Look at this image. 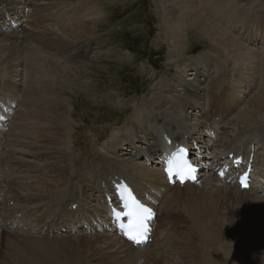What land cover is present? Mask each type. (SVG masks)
Wrapping results in <instances>:
<instances>
[{"label":"rangeland","instance_id":"1","mask_svg":"<svg viewBox=\"0 0 264 264\" xmlns=\"http://www.w3.org/2000/svg\"><path fill=\"white\" fill-rule=\"evenodd\" d=\"M35 1L36 0H26V2L23 1L22 3L21 0H0V6L2 5L0 10H5V13L8 11V14L6 13L4 15L0 11L1 27L7 28L9 26L13 29L11 21L8 20V17L10 18V10H8L7 8H13L17 10V12L20 13V16L24 20L23 27L20 31L10 33L11 31L4 30V32H0V35L4 37L1 38V44L9 47H17V49L21 51L22 56L19 57H22L23 62L26 61L25 56L31 49L42 47L43 53L51 54V56L55 57L56 55L59 56V62H61L63 66L66 65L67 67H69L67 70L68 72H65L63 74L64 69H62V76H58L56 78L57 81L55 80V82H58L63 77L60 84H58L60 86L58 87L59 89H56L53 92L57 94L61 90L65 89L61 92L62 94H65V96H62L64 97L62 98V100H64V103L67 105L69 111V118L67 119L66 123L68 125L72 124L70 132L71 135H69V144L71 140V142H74V145H72V149L73 151H75V156H80L77 161H81V158L84 157V153H89L90 157L92 156V159H97L100 154H103L102 156H104L105 158L114 159L120 164L124 163L126 165L127 163H131L135 164L137 167H146L150 170L152 168L153 171L157 168H160V160L158 163L157 161H149L145 157L144 154L147 153L145 150L148 148L146 144H133L132 147H125L122 145V141L125 140V137L133 138L136 133L141 137L142 134H140V132L143 126L147 128L146 132L150 129H153V126L151 125L153 124L152 117H150L148 121H145L147 123H143L142 126H140V124L138 125L135 116L136 114H138V112L141 113V111H144V105H154V98L160 99L163 102L164 106L171 102L175 103L176 111H179L181 109L180 112H178L177 121L178 119L179 121L181 119L182 120L181 122H177L175 119H170L169 123H177V125H180L179 129L181 128V124L186 123L189 127L188 131L190 132L191 136H193V132L197 134L195 136L196 139L199 137V135H201L200 137L202 138V140L199 139L197 141L200 142L199 144L203 145V140H205L206 145L208 144L207 146L210 149L212 147L209 146L211 141H208L209 138L207 137L205 132H203L204 129L208 126L207 123L205 124V122L202 121V118L204 115L203 113H205V110H207V98H209L210 104V96L217 93V91L213 92L216 88V85L213 83V79L215 77L219 78L221 76H219V74L221 73L218 69V63H223L227 71L226 74L228 78L226 77L227 83H225V86L226 88L228 87L227 89H229V93L223 105L224 107H227L228 114H222L223 118H221V120L225 121V123L217 119L216 122L215 120L211 121L209 123V126L210 124H212V127H214L219 134L224 130V134L228 135L229 137L240 135L239 137L230 140L231 143L229 142L227 144V148L225 149V151H223V153L229 152L231 148L233 149V151L237 150L236 144L242 142L243 140H247L246 137H248V135L251 134V131L254 130L255 132L259 133L258 138L261 142V145L263 146V149H261V153H264V118L254 123L255 125H253V127L256 128L253 129L245 128V126L240 123L241 121L239 122V120H241L244 115L246 116L248 115V113H250L248 111L252 112L251 109L253 106L251 107V102L254 100V96H258V91L263 84L261 83V72H259L258 69L261 70V68L263 67L262 61L260 62V59L264 55V41L259 38L258 40L254 38L252 41L246 42L249 37H243V34L245 30H247L249 31L250 36H262L264 31V0H233L234 7L243 9V12L246 13L248 26L245 29H242L241 27L233 25L232 35H235L241 41V43L245 45V47L247 48L245 49V52H247L248 54L256 52L260 56L259 61L257 59L254 60V65L249 60V62L241 61L240 58L238 59L236 56L234 57V55H232L234 58H231V55L227 53L224 48H217L216 44H212L208 38L203 37L199 32L193 30L192 27H189L191 22H189L188 24H184V26L182 27L183 29L181 31V34L184 37L181 42L183 43V47L179 52H176L174 48L175 44L173 43V40H171L172 37L170 31L172 28H176L177 24H169L165 20L166 14L163 10L164 6L162 5H168L167 3H164L165 0H53L50 2H46L48 4H53L54 7L53 9L45 13H40L38 11L39 2ZM80 1H85L90 4L92 8L94 7L97 9L95 10V12L91 11V13L94 12V14H92V17L88 15V12L86 13L87 10L81 13L76 11L77 8H75L76 4H74V2L76 3ZM183 1L185 0H182V2ZM193 1L195 3L197 0ZM6 2H8V5L12 6L14 4V6L10 7L5 4L7 5L6 8L3 5ZM14 2H16V4ZM26 5H29L30 7H26ZM169 5H171V3H169ZM90 6H88L89 9ZM168 8H170V6H168ZM192 8L195 9L197 7L192 6ZM60 10L62 11V14L64 13L63 11H65V13L63 15L59 14V12L61 13ZM18 13H14V16L11 17L14 18ZM32 13L34 15L37 13L36 15H39L44 19V21L35 28L32 27V24L29 23V21H27L28 18L26 17V14ZM181 13L182 12H178L179 15H182ZM81 18L84 22H89L91 18H96V28L94 29V34L92 36L75 40L69 37V31L67 28L66 30L62 29V32L56 30L59 28L67 27L68 25H72ZM256 18L258 19L255 20ZM42 27H46V30L40 29ZM234 27L235 30H233ZM45 34L52 35V37L50 36L51 44L48 43L45 46H40L45 44L49 40V37H46ZM55 34L59 35L68 44V46L61 45L60 47H58L56 44H54L52 42V38L54 39ZM242 38L246 43L242 40ZM21 44H23L24 46L21 47ZM205 58L210 59V66H204L205 62L202 61V59ZM46 60L49 64L53 62V60L49 58H46ZM200 62L203 63L200 64ZM187 67L188 69L186 70L185 68ZM197 67L198 69H200V74H197L196 70L191 71V68L196 69ZM3 68L4 70H6V67ZM75 68H77V71L79 70L78 73L80 76H82L81 81L78 80L77 76H74V74L70 73ZM2 70H0V73ZM2 74H0V77ZM7 74L6 77L8 79L6 78V86L3 87V89L0 91V100L9 99L6 98L8 94L7 91L16 95L15 100H18L19 97L23 98V93L26 89V80L20 78V81H18V76L13 77V75ZM67 74H69V77H67ZM251 76H255L253 78L254 80L250 81L249 79H246V77L251 78ZM231 77L238 79H240V77L242 78L240 79V83L237 85L238 88L233 89L232 86L230 88V85L232 83V80H230ZM218 82L221 83L220 78L218 79ZM222 86L217 89L220 90ZM8 87L11 88L7 89ZM166 91L167 93H165ZM188 91L194 92L195 94L193 95ZM208 91L211 92L210 96H207ZM234 92L237 93L236 97L234 95H231ZM14 94L12 96H14ZM178 98H180L182 101L184 100L185 103H191L192 105H194L195 109L188 110L187 107L184 108L186 115L188 114L190 118V115L193 116L192 119H187L185 116H182V106H185V103L183 104V102H180L181 100H179ZM193 100H196V102L198 101V108L197 106H195L196 103ZM13 101V99H9V106L6 104V102H2L6 104V106L10 107ZM148 102L150 103L146 104ZM23 107L24 105L21 106L19 102V106L16 110L15 116L12 118L9 129L6 132L3 131L4 142L2 143L3 148L0 149V154H2L0 158H4L5 164H3L2 162V165H5V167L3 169L0 167V180L3 181L2 184H0V189H2V187L4 189V191L0 190V204L4 208V214H6V216H8L9 214L17 216L19 213L22 214L23 212L24 216L20 218V222H23L24 220H26V218L28 219V215L25 214V211L26 209L30 210L31 208L38 209V216L43 217L45 221L49 219V213L47 212L48 209L46 208L48 201L40 202L29 208L18 207L20 206L19 202L21 203L23 198L26 199L27 197L34 196L32 193L26 191L27 186L31 188H39L40 186L37 185V179L36 182L31 178L38 177L44 179L47 177L45 175V171L49 170H47V168L53 167L45 165L44 163H47V160L45 159L37 160L32 156L26 155V151H29L27 150L28 148L24 146V142L26 144L31 143L29 141L30 137H26L25 135H22L23 137H20L18 135L19 126H16L17 118H19ZM141 107L142 109H140ZM210 110L211 108L209 109V111ZM159 112L161 111L157 110V114H160ZM168 112L170 114H173V110H169ZM262 114H264V112ZM180 115L182 116V118ZM208 115L209 114H207V116ZM215 117L217 116H214L213 118ZM236 117L240 119L238 120ZM252 120L255 121L256 118H253ZM133 122L134 125H131L130 123ZM197 122L200 123V125H198ZM13 125L16 126L15 131H11ZM127 127L132 128L133 130H129V128L127 129ZM167 127L173 129L170 125H167ZM32 130L33 129L31 128L28 129V131ZM123 136L125 137L123 138ZM228 136L223 135V138H228ZM146 137L147 135L142 136L141 139H146ZM31 141H33V139ZM116 141H120L118 142V149L114 148V146L112 145ZM111 145L113 147L111 151L106 149L110 148ZM136 146H140L138 148L143 149L142 158L138 157L135 154L136 150H134V147ZM24 147L25 149H23ZM127 148H129L128 151H126ZM120 149L125 150L122 153V150ZM117 150H119L120 153L117 152ZM195 154L196 155H194V157L192 158L193 160L200 161L201 159V161H204L205 163L208 158L211 159V154H209L207 157H204L205 153ZM26 159L30 163L33 162V166H38L39 168L37 170H33L30 169L29 166H27L26 168L19 169L21 164L20 162H26ZM36 160L39 162H37ZM34 162H37L38 165L36 163L34 164ZM39 170H43V172H40ZM124 172L126 174H129L127 170H124ZM47 174L52 176V180L57 181V175H54L53 177V174ZM203 174L204 176L199 177L198 183L195 185L200 189L203 188L204 184L206 183V177L208 176L206 172H204ZM130 175L131 181L134 183V187L138 189L140 181L139 178L136 176V174L134 175L133 173H130ZM215 180L220 182V180ZM82 181L83 177L74 176V179L72 178V181L70 183L69 189H65L64 192H68L69 195L75 194L76 199H79L78 193L81 191L83 186L85 187L86 185H84ZM259 181H262L263 183L259 184ZM82 183L83 186L80 189ZM257 183L259 184V186L264 187V176L261 180H258ZM23 184L27 186L22 187L21 185ZM224 186L226 187H224V189H226L224 190L226 192L224 196L225 199L217 200V204H220V209L222 212L221 217L222 220H224V227L228 226L227 215L230 213L232 215V221L244 228L245 231L251 230L252 233H255L254 235H256L257 231H259V235L263 238L257 239L254 237H247L246 239V235L240 234L239 242L237 244H233V250L231 249L232 251L230 250V252H227L226 256L225 254H221V256L219 254L216 258H218L219 256L221 259L224 258V261L227 260V264H264V242L262 241L264 240V204L262 205V207H259L256 203L248 204V202H241L239 199H236L234 197L230 198V195L227 196L232 192L230 191V188L242 192L243 196L249 194L250 191L253 192L252 189H249L250 191H241L238 189V185L234 186L231 184H224ZM10 187H13L14 191L9 190ZM170 188H168L165 196L166 194L168 195L174 193L177 189L181 190L182 192L187 190V188H181L178 186H174L171 189ZM14 192L21 194V196L15 195ZM81 197L84 206L79 204L81 208L77 211H74L73 214L72 212L68 213L69 217H67L66 219L67 221L69 220L70 224L73 223V221L70 220L74 219L75 222L82 220L83 223L87 225L86 227L90 230V232H88V229L86 230V227L84 229H82V227L81 229L84 231H80L76 234L62 233L60 235H57V237L56 235L50 236V234L49 236H47L48 233H46V235H35L32 231L36 229V224L34 228H30L29 226V228H27V232H32V238L35 236L43 237H39L43 241L41 240L38 242L45 244H47V242H45L47 239L48 244L52 240L54 244H57V240H60V238L62 240H65L66 242L68 238H72L73 240L76 239L74 241H77L80 238V241L84 243L83 240L85 238H92L94 240V238L96 239L99 236L101 237L104 235H115L116 237L114 239L117 240V244H122L124 241L121 238H118V235L114 231L113 232L115 234L112 232V230H114L112 223L108 220L107 216L101 212V208L103 206L101 207L99 203L100 194L98 193V190H84V194L81 193ZM161 197H164L163 193L160 195V197L158 196L157 199H162ZM258 197L264 200V198H262L261 196ZM164 206L165 197L160 202L161 208L159 209V212L163 211V214H165ZM190 206L191 205H187L188 208ZM232 206L233 208L231 209ZM188 208L174 206L172 209L166 212V218L170 220V225L172 227L178 224L177 218H180L182 220V223L174 228H167L168 221L165 217L160 219L158 231L160 235H162V239L166 241L167 249H164L163 244L158 241L156 243H153L150 248L149 246L143 248L151 250L152 252L159 253L161 255H166L170 257V259L174 262L182 263L183 261H185L186 258L184 256L180 257L174 247H177L180 244V240L185 239L184 241H186L193 238V236H190V234L194 235L193 232L196 228L192 227L194 225L190 223V215H192L193 213H191V209ZM229 209L230 211H228ZM10 216L11 215H9V217ZM183 216L187 218L186 222H183ZM8 221L9 220H7V222ZM188 225H190L189 228ZM255 225L257 228L255 227ZM248 226H250V230L248 229ZM105 230H110L111 232L109 233ZM171 231L176 232L175 234H178V232H185L184 235L186 237H175V234H173ZM197 233L198 232H196V234ZM6 234V231L4 232L3 236H1L2 234H0V242L2 243L0 244V264H5L7 259L6 255L8 251H6L5 245L8 239L6 238ZM197 235H194V240H196L195 238H198ZM7 236L9 235L7 234ZM3 237L5 238V241L2 240ZM203 238L204 237L201 236V239ZM201 239L199 237V239L196 240V242H198V246L202 244L199 243V241L202 242ZM221 239L222 238L220 237L216 239L219 242H205V245L208 247H213L215 246V244H217L216 246H218V244L221 242ZM3 241L5 244L3 243ZM59 242L63 241L60 240ZM82 242L77 244H81L83 247L79 245L82 247V249H78L79 251H77L79 253L76 252V255H74V260L76 259V263L90 264L91 262L93 264L94 262V264H106L99 261L97 253L91 250V245L89 246L90 248L88 247V250H86V244H83ZM208 243L212 244L209 245ZM49 245L51 246L52 244ZM97 246L99 245L97 244ZM138 248L140 247H134L133 250H136ZM81 250L85 251L81 253ZM203 250L205 251V249ZM204 251H201L200 254L204 253ZM91 252L95 254V257ZM85 253L86 256L88 254V257L85 256ZM78 255L81 256L80 258L82 259V261L80 258L79 260H77ZM83 258L85 259L84 261ZM143 258H145V260H140V264L153 263L152 261H150L152 263H148V260L146 262V257ZM216 260L220 259L218 258Z\"/></svg>","mask_w":264,"mask_h":264},{"label":"bare ground","instance_id":"2","mask_svg":"<svg viewBox=\"0 0 264 264\" xmlns=\"http://www.w3.org/2000/svg\"><path fill=\"white\" fill-rule=\"evenodd\" d=\"M36 1L39 2L38 11L40 13H45L53 9L54 7L53 4L46 3V2L53 1V0H36ZM168 2L171 3V5H169ZM14 3L16 4V2ZM164 3L168 4V5L162 4L164 6L163 10L166 14L165 20L169 24L170 23L171 24L175 23V25L177 24V27L172 28L170 31L171 37H172L171 40H173V43L175 44L174 48L176 52H179L180 49H182L183 47V43L181 42L184 37L181 34V31L183 29L182 27L184 26V24H188L189 22H191L189 27H192L193 30L199 32L203 37L208 38L212 44L213 43L214 45L216 44L217 48H224L226 52L231 55V58L233 57L232 55H234V57L236 56L238 59L240 58L241 61L249 60L253 65L255 64V61H254L255 59L259 61L260 56L256 52H252L250 54L245 52V49H247L245 45L242 44L241 41L235 35H232L233 25L242 26L244 28L248 26L247 19H246V13L243 12V9L235 8L233 4V0H197L195 3L193 0H185L183 2L182 0H167V1L165 0ZM74 4H76V7H75L77 8L76 11L81 13L87 10L86 13L88 12L89 13L88 15L91 17H92V14H94L95 10H97L94 7L92 8V6H90V4H88L85 1H80L76 3L74 2ZM88 6H90V9ZM168 6H170V8H168ZM192 6L193 7L195 6L197 8L193 9ZM0 11L2 12L3 15L5 14V10L2 9ZM91 11H94V12L91 13ZM63 12L65 13V11ZM178 12H182L181 13L182 15H179ZM36 14L34 15L32 13L28 16L29 21H30L29 23H31L32 27L34 28L39 26L44 21V19L41 18V16L36 15ZM59 14L63 15L62 11L61 13L59 12ZM84 18H85V15H84ZM257 19L258 18H256L255 20ZM95 21H96V18H91L89 22H84L83 19L81 18L77 20L75 23H73L72 25H68L67 27L59 28L56 30L62 32V29L66 30L67 28L69 31V37L71 39L79 40L82 38H88V36L90 37L94 34L93 32H94V29L96 28ZM251 22H254V21H251ZM2 28L3 27H1L0 25V30H2ZM11 29H12L11 27L9 26L7 27V30H11ZM40 29L46 30V27H42ZM50 34L49 35L45 34L46 37H49V40L45 44L40 45V46H45L48 43H50L51 37H52V35ZM2 37L3 36L0 35V46H2L0 47V70L3 69L0 73V74L3 73L0 77V91L3 89V87L6 86L5 83H6V80L8 79L6 77L7 73L10 75H13V77L18 76L19 77L18 81H20V78L21 79L23 78L26 80L25 81L26 89H25V92L23 93L24 101L20 102L21 106L24 105V107H23V110L21 111L19 118H17L16 126H19L18 135L20 137L22 135H25L26 137H30L29 141L31 143L26 144L24 141H20V142H24L25 144L24 146L28 148L27 150L29 152L26 151V155L32 156L36 158L37 160L45 159L47 160V163L44 161L45 165L53 166L52 168H47V170L49 169L48 171L44 170L45 175L47 176L46 178L44 179H41L38 177L31 178L34 181H36L37 179L38 182L37 181L36 182L38 186L40 185L39 188L37 187L31 188L24 184L21 185L22 187L27 186L26 191L32 193L34 196L32 195L33 197H27L26 199L23 198L22 202L21 203L19 202L20 206L18 207L29 208L40 202L48 201L46 208L48 209L47 212L49 213L48 214L49 218H51V216L56 217L59 211L65 213V215H69L68 213L70 212H72L73 214L74 211H70L69 207H71L73 204H78V202L74 201L75 203L74 202L68 203V205L64 204L65 202L67 203V201L70 198L74 197L73 195H69L68 192H64V190L69 189L70 183L72 181V178L74 179V176L83 177L82 182L84 183V185L86 184L85 190H90V191H94L95 189L98 190V193L100 194L99 203L101 207L103 206L101 208L102 210L101 212L105 214L106 216H107V213L105 211L106 204H105L104 194L105 192L110 190L109 181L114 179L115 177L119 176L122 179L129 182L135 189V192L139 195L146 191V193L149 196H151L150 192L152 190L150 189L155 190V192H157L159 196L162 193L165 195L168 188L170 187L167 185L168 183H166L165 176L163 175V172H162L163 165L161 166V169L157 168L153 171L152 168L150 170L149 168H146V167H140V166L137 167L135 164H131V163H127L126 165L124 163L120 164L118 163V161L114 159L105 158L104 156H102L103 154L102 155L100 154L99 157H97V159H92V156L90 157L89 153H84V157L81 158V161L80 162L77 161L80 158V156H75V151H73L72 149L73 147L72 145H74V142H71L72 141L71 140L69 144V135H71L70 132H71L72 124L68 125L66 123L67 119L69 118V113H68L69 111H68L67 105L64 103V100H62V98H64L62 96H65V94H62L61 92V91H64L65 89L61 90L57 94L53 92L56 89H59L58 87L60 86L58 84H60L63 77L58 82H55V80L57 81L56 78L58 76H62L61 74L62 69H64L63 74L65 72H68L67 70L69 67H67L66 65L63 66V64L59 62V59H58L59 56L56 55L55 57V56H51V54L43 53L42 47H36V48L31 49L29 53H27L25 56L26 61L23 62L22 57H19V56H22L21 51L17 49V47L15 46L9 47L6 45H2L1 44ZM52 42L56 44L58 47H60L61 45L68 46V44L59 35H56V34L54 35V39L52 38ZM46 58L52 59L53 62L50 61L51 62L50 64L47 63ZM261 61H262L263 67L261 66L262 67L261 70L260 69L258 70L259 72H261V83L264 84V55L261 57L260 62ZM202 63L203 62H200V64ZM3 67H6V70H4ZM185 69L187 70L188 67ZM193 70H196L197 74H200V69H198V67L196 69L191 68V71ZM78 71H77V68H75L70 73L74 74V76H77L78 80L81 81L82 76L79 75ZM67 77H69V74H67ZM254 77L255 76H251V78L246 77V79H249L250 81H252L254 80L253 79ZM220 79H221L222 85H225L224 83H227L225 76L223 77L220 76ZM240 79L242 78L240 77ZM240 79L231 77L230 80H232V83L230 82L231 83L230 88L231 86L233 87V89L238 88L237 85L240 83ZM263 84L260 90L258 91L259 92L258 96H254V100L251 102V107L253 106L251 109L252 112L248 111L250 113H248V115L246 116L244 115V117L241 120H239L240 118L236 117L239 120V122L241 121L240 123L243 126H245V128H250V129L256 128V127H253V125H255L254 123L264 118V114H262L264 112V85ZM10 88L8 87L7 89H10ZM227 88L224 87L222 90H219L215 95L212 94L210 96L211 110H210L209 115L213 114L212 118L214 116H221V118H223L222 114H224L225 111H227L224 105L222 104V100L224 99L225 93H229ZM190 93L193 95L195 94L194 92H190ZM11 94H14V93H11ZM231 95L232 96L234 95L236 97L237 93L234 92ZM12 97H6V98L13 99ZM178 99L181 100L180 98ZM193 101H195L196 103L195 106H197L198 108V101L197 102L196 100H193ZM180 102H183V104L185 103L184 100L183 101L181 100ZM149 103L150 102L146 104H149ZM142 107L140 109H142ZM144 107L145 108L143 112L141 110H139L141 111V113L136 111L138 112V114H136L135 118L137 120L138 125L140 124V126H142L143 123H147L145 121H148L149 118L152 117L153 124L151 125L153 126V129H150L149 131L146 132L147 128L145 126L141 128L140 134H142V136L147 135L146 139L145 138L141 139L142 136L140 137L136 133L133 138L130 137L131 138L130 139V138L123 136V138L125 137L124 138L125 140L123 141L120 140V141H122V145L125 147H132L133 144L135 145L136 144H146L148 148L145 150L147 152L146 154H144L145 157L149 161H157L159 163V160L161 161V157H160L161 152L159 149L162 146V135L163 133L167 132L166 131L168 130L166 128L167 125H170L173 128L171 130H176L177 128L180 127V125H177V123L171 122L172 120L170 121L171 123H169V120L175 119L177 121L178 112H180L181 109L179 111H176L175 103L173 102L168 103L166 106H164L163 102L158 98H154V105L149 104V105H144ZM185 107H187L188 110L195 109L194 105H192L191 103L190 104L185 103V106L184 105L182 106L183 108L182 116L183 117L185 116L187 119H192L193 118L192 115H190L191 118L188 116V114L186 115V112L184 111ZM157 110L161 111L159 112L160 114H157ZM169 110H173V114H170L168 112ZM253 118H256V120L253 121L252 120ZM181 120L179 121L178 119L179 122H181ZM130 124L134 125V122ZM178 124H181V123H178ZM198 125H200V123H198ZM16 126L13 125V128L11 131H15ZM129 127H127V129ZM209 127L211 131L216 132L215 128L212 127V124H210ZM29 128L33 130L28 131ZM181 128L182 129L187 128L189 130V127L186 123L181 124ZM129 130H133V129L129 128ZM153 131L154 133H152ZM192 135H193V138L195 139L194 141H196L197 144H199L200 142H198L197 140L199 139L202 140V138L200 137L201 135H199L197 139L195 138V136L197 135L195 132H193ZM174 136H175L176 141L181 142L184 140V135L175 134ZM3 138H4V133L3 131H0V149L3 148V144H2L4 142ZM32 139L33 141H31ZM208 141H211L210 138L208 139ZM118 142L117 143L115 142L114 144H112L114 148L116 149H118V145H119ZM16 143H19V142H16ZM203 145L205 147H207L208 145V144L206 145L205 140H203ZM138 147L140 146L134 147V150H136L135 154L138 157L142 158L143 149H140ZM23 149H25V147ZM128 149L129 148H127L126 151H128ZM232 151L233 149L231 148L228 153ZM112 153H115V152H112ZM209 154H210L209 151L206 150L204 157H207ZM1 155L2 154H0V156ZM194 155H196L194 152L190 153V160L199 167L204 166V165H201V164H205L204 161H201V159L200 161L192 159ZM2 162L3 164H5L3 157L0 158V167L3 169L5 165H2ZM37 162H34V164L35 163L37 164ZM20 163L21 164H20L19 169L26 168L27 166H29L30 169H33V170H37L39 168L38 166H33V162L30 163L27 159H26V162H23V163L20 162ZM124 170H127L129 174H126ZM39 171L43 172V170H39ZM46 172L53 174V177L54 175H57L58 176L57 181L52 180L53 179L52 176L48 175ZM130 173H133L134 175L136 174V176L139 178L140 181H139L138 189L134 187V183L131 181ZM203 173H200L199 176H204ZM206 178H207L206 183L204 184L202 189L196 187L195 186L196 184H191V185H186L184 187V188H187V190H185L184 192L177 189L176 191L174 190L175 191L174 193L168 194V195L166 194L165 196L164 208L166 212H168L174 206L188 208L187 205H191L189 208L191 209V213L193 214L190 215V223L194 225V226L191 225L192 227H195L197 229V230L195 229V231L193 232L194 235L196 236L198 234L197 235L198 238H195V239L198 240L199 237L200 239H201V236L204 237L203 239H201L202 242L199 241V243L200 244L202 243V244L198 246L197 245L198 242L194 240V235L190 234V236H193L191 240H186V241H184L185 239L180 240L179 242L180 244L178 243L179 245L177 244L178 246L174 247L177 250V253L180 257L184 256L186 258V260L183 261L182 263L174 262L170 259V257L166 255H161L159 253L152 252L151 250H147L146 248L144 249L143 247L133 250L134 246H132L125 240H123L124 242L122 244H117V240L114 239L116 237L115 235L114 236L104 235L101 237L99 236L96 239L94 238V240L92 238H85L83 241L86 244L85 245L87 247L86 250H88V247L91 245V250L97 253L99 261L106 263V264H140L139 263L140 260L142 259L145 260V258L143 257H146V262L148 260V263L152 261L153 263L150 262L152 264H205V263L206 264H227V260L224 261L225 259L224 258L221 259L220 256L221 254L222 255L225 254L226 256L227 252H230V250L233 247V244H237L239 242L240 234L246 235V239L247 237L248 238L254 237L257 239H260L263 237L259 235V231H257L256 235H254L255 233H252V231L250 230L251 225L248 226L249 228L247 227L250 231H245L244 228H242L237 223L232 221L233 219L230 213L227 215L228 216V226L224 227V224H223L224 220H222V217H221L222 212L220 209V204H217L218 203L217 200L225 199L224 198L226 194V192L224 191L226 190L224 189L225 186L224 184H222L221 181L220 182L216 181L215 178L209 175ZM262 181H259V184H262L263 183ZM2 182L3 181L0 180V184H2ZM83 183L81 185V188L83 186ZM231 185H234V184H231ZM0 190L4 191L3 187ZM9 190L14 191V188L10 187ZM158 190H161V191H158ZM230 191L232 192L227 195V196L230 195V198L234 197L236 199H239L241 202H248V204L256 203L259 207H262V205L264 204V200L260 199L258 196H255L254 193L251 192L250 190H249L250 193L247 194L246 196H243L242 192H239L231 188H230ZM14 193L17 196H21V194H18L16 192ZM157 198L158 196L156 197V199ZM80 208L81 206L79 205L75 211L79 210ZM232 208L233 206L231 207V209ZM228 211H230V209ZM0 214H1L0 219L3 220L1 224V228L5 229L6 233L10 236L9 237L6 234V238L8 239V241H6L7 243L5 245V248H6V251H8V253L6 255L7 259H6L5 264H79L75 262L76 259L74 260V255H76V252H78L80 248L82 249L83 247L81 244L79 245H81L82 247L77 245L78 243L82 242L80 241V238L79 240L74 241L76 239L73 240L72 238L69 239L67 237L68 238L67 242L60 238V240L63 242H59L60 240H57V244H54L52 240L50 241L51 243L49 242V244H52L51 246L48 244V241H47L48 239L45 241L47 242V244L41 243V242L39 243L38 241H41L42 239L40 238H43V237L41 236H35L33 238L31 237L33 236L32 232L35 233V229L32 232H27V230H24L25 228H22L23 227L22 224L24 223L25 220L23 222H20V218H17L13 214H9L11 215L10 217L9 215L6 216V214H4V208L2 207L1 204H0ZM7 220L9 221L7 222ZM65 221H67V219H65ZM32 223L36 224V228H39L40 232L42 231L41 229H43L46 225V221H44L43 217H35ZM75 225L76 226H72V224L69 223L67 227L68 228L71 227L74 230L76 229L79 230V228H82V227L84 228L85 226L82 220L78 221ZM112 226L114 227V230L112 231H114L118 235L117 233L118 230H117L116 225L113 224ZM50 228L53 229L52 227ZM10 229H14V230H10ZM87 229L88 228L86 227V230ZM21 230H24V231H21ZM196 232L198 233L196 234ZM47 236H44V237H47ZM215 237L216 239L219 237L222 238L218 246H216L217 244H215V246L213 247H210V246L208 247L205 245V242H212V243L219 242L215 239ZM4 239L5 238L3 237L2 240ZM241 240H242V237H241ZM262 241L264 242V240ZM0 244L2 243L0 242ZM97 244L99 246H97ZM163 246H164V249L167 247L166 244L165 245L163 244ZM203 249H205V251ZM83 251L81 250V253H83ZM201 251H204V253L200 254ZM219 254L220 256L218 258L220 260H216L218 259L216 257ZM79 255L77 256L78 257L77 260H79V258L81 257ZM85 256H86V253H85ZM86 257H88V254ZM94 257H95V254H94ZM84 260L85 259L83 258V261ZM72 261L75 263H73ZM90 264L92 263L90 262Z\"/></svg>","mask_w":264,"mask_h":264},{"label":"snow or ice","instance_id":"3","mask_svg":"<svg viewBox=\"0 0 264 264\" xmlns=\"http://www.w3.org/2000/svg\"><path fill=\"white\" fill-rule=\"evenodd\" d=\"M169 181L173 182V177L184 184L186 180L195 182V169L186 159L185 150H179V155H173L167 162L165 169ZM127 197L125 198L126 215L129 218V224L125 228V235L128 240L137 245L146 243L149 232L148 222L152 220L153 214L150 209L143 206L131 192L125 188Z\"/></svg>","mask_w":264,"mask_h":264}]
</instances>
